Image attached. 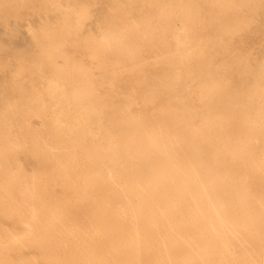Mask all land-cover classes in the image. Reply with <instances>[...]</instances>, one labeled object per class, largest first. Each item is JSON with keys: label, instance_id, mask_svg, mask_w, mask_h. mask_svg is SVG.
I'll return each mask as SVG.
<instances>
[{"label": "bare ground", "instance_id": "obj_1", "mask_svg": "<svg viewBox=\"0 0 264 264\" xmlns=\"http://www.w3.org/2000/svg\"><path fill=\"white\" fill-rule=\"evenodd\" d=\"M0 264H264V0H0Z\"/></svg>", "mask_w": 264, "mask_h": 264}]
</instances>
